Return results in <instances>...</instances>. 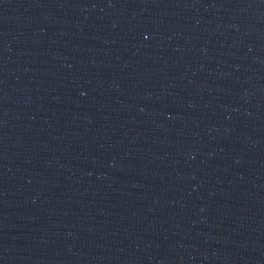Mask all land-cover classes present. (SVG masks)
Segmentation results:
<instances>
[{
  "label": "water",
  "instance_id": "1",
  "mask_svg": "<svg viewBox=\"0 0 264 264\" xmlns=\"http://www.w3.org/2000/svg\"><path fill=\"white\" fill-rule=\"evenodd\" d=\"M0 264H264V0H0Z\"/></svg>",
  "mask_w": 264,
  "mask_h": 264
}]
</instances>
